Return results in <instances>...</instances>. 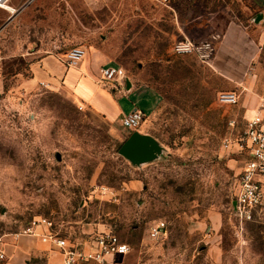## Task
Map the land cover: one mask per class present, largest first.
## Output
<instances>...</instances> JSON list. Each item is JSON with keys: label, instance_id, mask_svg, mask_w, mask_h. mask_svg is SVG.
Here are the masks:
<instances>
[{"label": "rangeland", "instance_id": "1", "mask_svg": "<svg viewBox=\"0 0 264 264\" xmlns=\"http://www.w3.org/2000/svg\"><path fill=\"white\" fill-rule=\"evenodd\" d=\"M219 9L259 40L251 88L221 77L195 49L211 38L208 20ZM76 45L95 47L135 85L158 93L137 128L154 141L148 159L118 152L130 134L119 121L32 79L38 56L61 57ZM261 79L264 14L253 0H35L14 13L0 8V239L46 218L76 244L117 235L130 246L117 264H264V213L250 222L234 215L243 155L223 147L257 103ZM232 93L235 104L225 99ZM159 221L166 234L152 238Z\"/></svg>", "mask_w": 264, "mask_h": 264}, {"label": "crops", "instance_id": "2", "mask_svg": "<svg viewBox=\"0 0 264 264\" xmlns=\"http://www.w3.org/2000/svg\"><path fill=\"white\" fill-rule=\"evenodd\" d=\"M253 1L264 14V0ZM10 5L19 4L11 0ZM208 28L211 38L214 34L219 37L214 39L215 51L210 60L213 70L234 85H241L247 89L253 87L248 74L259 54V40L253 38L246 27L226 9H219L211 14ZM83 48L84 57L73 67L64 65L63 56L58 57L54 54L38 56L30 66L32 79L65 88L77 101L87 104L108 120L121 123V117L135 108L145 114L154 110L159 101V95L154 89L146 85L137 86L126 75L125 90L110 91L99 82V69L109 63L107 58L95 47ZM40 50L41 47H38L37 51ZM257 90L255 97L258 96L259 100L260 94L264 93V79L260 80ZM245 95L250 99L249 92ZM134 131L146 135L140 129ZM0 252L4 254L0 260L2 264H30L31 258L37 264L39 262L63 264L58 250L42 242L37 236L17 235L15 238L0 239ZM125 255L114 256L112 259L117 264L118 259Z\"/></svg>", "mask_w": 264, "mask_h": 264}, {"label": "built area", "instance_id": "3", "mask_svg": "<svg viewBox=\"0 0 264 264\" xmlns=\"http://www.w3.org/2000/svg\"><path fill=\"white\" fill-rule=\"evenodd\" d=\"M11 0H0V6H6L10 13L28 7L35 0H21L19 5H10ZM9 5V6H8ZM203 40L195 47L203 57L212 58L215 51L214 39ZM188 50L192 46L188 44ZM82 46H72L65 51L63 63L66 67L76 66L84 57ZM99 82L110 91L125 90L126 75L124 69L116 64H106L99 69ZM225 99L232 104L237 102V95L226 94ZM145 118L140 109H133L121 117L123 128L134 131ZM233 125V123H231ZM223 147L230 153L243 155L242 165L236 176V191L232 201V211L241 222H250L264 213V93L257 104L249 111L243 128L237 135H228L223 140ZM40 229V230H39ZM166 234L165 222L159 221L150 228L152 238ZM17 235L37 236L44 243L52 245L62 256L63 264H115L114 256L125 255L130 251L127 242L110 232L96 233L81 244L72 243L67 237L54 230L50 220L34 219L24 226ZM16 235V236H17ZM0 252V260L3 258ZM111 257V258H110Z\"/></svg>", "mask_w": 264, "mask_h": 264}, {"label": "water", "instance_id": "4", "mask_svg": "<svg viewBox=\"0 0 264 264\" xmlns=\"http://www.w3.org/2000/svg\"><path fill=\"white\" fill-rule=\"evenodd\" d=\"M154 150V141L148 135L131 132L120 144L118 152L131 160H146Z\"/></svg>", "mask_w": 264, "mask_h": 264}, {"label": "bare ground", "instance_id": "5", "mask_svg": "<svg viewBox=\"0 0 264 264\" xmlns=\"http://www.w3.org/2000/svg\"><path fill=\"white\" fill-rule=\"evenodd\" d=\"M8 6H9V5H8ZM0 8H3V9H5V10H8V9H6V8H8L7 5H6V6H0Z\"/></svg>", "mask_w": 264, "mask_h": 264}, {"label": "trees", "instance_id": "6", "mask_svg": "<svg viewBox=\"0 0 264 264\" xmlns=\"http://www.w3.org/2000/svg\"><path fill=\"white\" fill-rule=\"evenodd\" d=\"M122 240V239H121ZM123 241V240H122ZM126 242V241H125ZM0 264H2V263H0Z\"/></svg>", "mask_w": 264, "mask_h": 264}]
</instances>
